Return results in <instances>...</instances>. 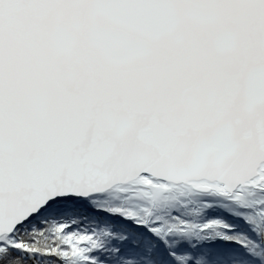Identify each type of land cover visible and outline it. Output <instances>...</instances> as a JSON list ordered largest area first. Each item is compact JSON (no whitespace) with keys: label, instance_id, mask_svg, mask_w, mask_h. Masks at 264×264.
<instances>
[{"label":"snow or ice","instance_id":"6c2138e0","mask_svg":"<svg viewBox=\"0 0 264 264\" xmlns=\"http://www.w3.org/2000/svg\"><path fill=\"white\" fill-rule=\"evenodd\" d=\"M0 264H264V0H0Z\"/></svg>","mask_w":264,"mask_h":264}]
</instances>
